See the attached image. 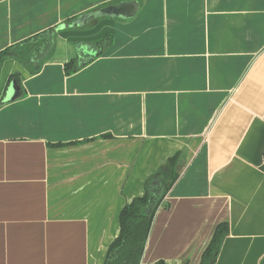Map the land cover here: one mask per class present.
Instances as JSON below:
<instances>
[{"label":"crops","instance_id":"0c3cea01","mask_svg":"<svg viewBox=\"0 0 264 264\" xmlns=\"http://www.w3.org/2000/svg\"><path fill=\"white\" fill-rule=\"evenodd\" d=\"M123 1L0 0V52ZM134 1L129 19L56 32L35 75L1 64L0 264H103L121 210L174 156L140 264H200L220 223L214 264H264V0Z\"/></svg>","mask_w":264,"mask_h":264},{"label":"trees","instance_id":"16d2710c","mask_svg":"<svg viewBox=\"0 0 264 264\" xmlns=\"http://www.w3.org/2000/svg\"><path fill=\"white\" fill-rule=\"evenodd\" d=\"M56 37L57 33L51 29L1 51L0 66L6 59H14L30 75L39 73L43 63L53 54ZM78 45L76 44L77 48ZM86 45L94 51L95 55L90 56L83 63H80L77 57L69 61L63 67L66 76L78 72L108 49L111 45V36L107 35ZM9 80H14L17 84H20L17 74L11 75ZM262 157L261 171L264 173V149ZM177 158V156H174L168 159L146 180L142 197L134 198L123 207L118 220L119 234L109 245L103 264H140L155 212L178 178ZM228 231L226 223L217 225L208 246L202 254L200 264L215 263ZM155 264L164 263L158 261Z\"/></svg>","mask_w":264,"mask_h":264},{"label":"water","instance_id":"95a60500","mask_svg":"<svg viewBox=\"0 0 264 264\" xmlns=\"http://www.w3.org/2000/svg\"><path fill=\"white\" fill-rule=\"evenodd\" d=\"M137 11V2L136 1H123V2H118L116 4H112L109 6H106L104 8H101L99 10H96L90 14H88L86 17L84 18H80V20H75L73 22H71L70 24H61L59 26H57L54 31L55 32H60L64 29L67 28H73L75 25L76 26H81L83 25L87 20L89 19H93V18H102V17H106V18H110V19H121V20H126L129 19L131 17H133L135 15ZM90 47L89 46H81L80 50H82L83 54H87V55H92V51L89 50ZM80 59L82 60L83 58L80 57ZM83 61V60H82ZM19 95V91H18V87L15 85V82H11L10 83V88H8L7 91V97H6V101H11L14 98H16Z\"/></svg>","mask_w":264,"mask_h":264}]
</instances>
